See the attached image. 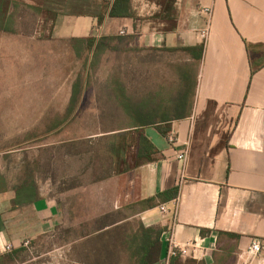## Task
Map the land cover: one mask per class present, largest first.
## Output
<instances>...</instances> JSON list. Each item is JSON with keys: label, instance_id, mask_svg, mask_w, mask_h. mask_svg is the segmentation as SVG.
Returning a JSON list of instances; mask_svg holds the SVG:
<instances>
[{"label": "crops", "instance_id": "obj_1", "mask_svg": "<svg viewBox=\"0 0 264 264\" xmlns=\"http://www.w3.org/2000/svg\"><path fill=\"white\" fill-rule=\"evenodd\" d=\"M161 1L132 0L133 18L107 17L102 26L92 17H62L53 37L34 46L39 47L37 53L51 54L53 46L62 44L77 56L73 40L92 37L128 38V52L204 45L189 116H171L170 122L159 124L171 129L177 143L147 128L146 136L163 158L131 170L116 168L107 145L120 141L122 133L135 132V120L113 119L110 125L117 128L109 133L100 129L107 125L100 121L95 134L56 140L75 118L63 121L59 132L49 134L46 129L14 145L36 143L35 150L1 149L0 264H163L170 218L163 217L160 206L174 211L176 199L173 234L178 243L199 246L183 264H249L247 252L254 239L262 241V260L257 263L264 264V0H175L173 32H165L167 23L157 19L164 11ZM204 8L213 10L212 17L202 13ZM208 26L205 41L201 32ZM18 30L0 35H19ZM169 55L175 56L177 67L195 62L181 52ZM80 78L84 83L75 89ZM171 78L174 88L178 72ZM87 80L79 76L73 83L63 115L74 93L80 95V112L89 95L120 94L107 86L92 91ZM127 94L126 109L135 110L141 97L129 88ZM100 100L97 109L99 104L115 112L125 109L114 97ZM54 123L47 120L43 126ZM79 142L88 144L89 153H100V161L89 160L99 166H88L86 154L73 153ZM186 149L189 158L183 166L178 154ZM77 161L79 166L73 167ZM176 187V199L159 197ZM45 239H58L59 246ZM25 242L31 243L29 249Z\"/></svg>", "mask_w": 264, "mask_h": 264}, {"label": "rangeland", "instance_id": "obj_2", "mask_svg": "<svg viewBox=\"0 0 264 264\" xmlns=\"http://www.w3.org/2000/svg\"><path fill=\"white\" fill-rule=\"evenodd\" d=\"M17 1L20 3L16 9L20 36L0 35V150L7 147L18 150L29 147L35 150L36 143L30 142L18 147L14 145L26 136L42 135L47 129L43 126L47 120L63 115L69 90L79 76L88 79L92 91L100 92L108 86L112 77L119 78L126 89L135 91L137 97L141 98L147 92H168L173 88L171 77L175 76L177 60L169 54L136 53L134 50L126 52V44L120 47L116 45L114 51L105 53L92 63L87 60L86 55L78 58L69 54L62 44L53 46L55 53H37L39 47L34 46L37 44L35 42L42 44L53 37L52 22H47L30 8L40 0ZM106 97L105 94L89 95L83 103L85 109L66 132L62 131L60 136H56V140L66 139L70 134L72 138H79L97 133L99 128L96 125L103 121V114L104 122L109 125L113 119L122 118L121 111L105 110L108 105L99 104L100 109L96 108V99L100 98L102 101ZM100 129L106 132L105 129ZM90 151L94 155L89 153L87 146L82 145L75 148L73 153L82 152L86 154L84 160L88 159V166H99V162L92 164L89 160L95 158V161H100L102 158L97 157L100 153ZM77 166L78 161L73 163V167ZM56 177L62 179V176ZM45 242L59 246L58 239H45ZM35 255L36 252L32 256ZM261 260L262 258L255 262L249 260V263L256 264Z\"/></svg>", "mask_w": 264, "mask_h": 264}, {"label": "trees", "instance_id": "obj_3", "mask_svg": "<svg viewBox=\"0 0 264 264\" xmlns=\"http://www.w3.org/2000/svg\"><path fill=\"white\" fill-rule=\"evenodd\" d=\"M131 2L132 0H40L38 4L30 8L43 16L47 22H52L53 32L55 25L62 17H92L97 19L99 26L104 24L107 17L133 18ZM174 2L175 0L161 1L164 11L160 15H157V19L167 23V27L164 30L165 32H173L175 30V25L173 23ZM19 6L20 3L17 0H0V33L16 34L18 31L16 9ZM127 40L128 38L125 37H105L101 39L92 37L73 40L72 43L77 57L83 58L86 55L87 60H90V63H92L94 59L101 58L100 56L105 53L114 51L116 45L120 47L122 44H127ZM204 50V45L193 48L153 50V53L167 52L169 54H174L181 52L185 55H191L195 62L184 64L182 67L178 66L176 68L178 72V85L171 88L168 92L164 90H162V92H150L145 102L143 98L140 99V105L136 106L135 110L128 111V109H126L129 100L127 89L124 87V84L120 82L119 78L114 79V77H112V81L109 82L107 87L117 88L120 94L107 96L108 99L111 100L112 97L119 99L125 108L121 111L122 118L128 119V117H130L138 124V126L134 128L136 129L135 132L130 131L122 133L120 135V141L109 142L107 145V155L112 159L116 168L123 167L125 170H131L142 165L154 163L163 158L162 152L146 136L145 129L150 127L156 128L161 135L168 139L171 129L169 127L159 126V124L170 122L171 116L176 117V119H185L189 116L197 88V64L202 60ZM134 52L143 53L145 50L137 49L134 50ZM86 82L89 86L88 80ZM83 83L84 80L82 78L78 79L75 84V89L82 86ZM79 98V94H73L71 105L65 114L55 117V123L47 127L49 134L59 132L63 127V121L73 120L79 115L80 111L76 110ZM167 101H171L175 103V105H163ZM144 103H146V105H144ZM105 110L111 109L107 108ZM101 117V120L104 122V114ZM101 128L106 130L105 133H109L114 131L117 127L104 124ZM119 128L127 129L126 127ZM129 135H131L130 139H128ZM76 145L77 147L82 145L88 146L86 142H79ZM179 194L180 188L176 187L159 194V197L169 202L176 199ZM160 255L161 253L153 260L154 263L155 261H159ZM149 264H151V262ZM171 264H183V260L180 258H173ZM185 264H197V262L188 260Z\"/></svg>", "mask_w": 264, "mask_h": 264}, {"label": "built area", "instance_id": "obj_4", "mask_svg": "<svg viewBox=\"0 0 264 264\" xmlns=\"http://www.w3.org/2000/svg\"><path fill=\"white\" fill-rule=\"evenodd\" d=\"M202 13L204 15H207L210 18L213 15V10L211 8H204L202 10ZM209 29L210 28L208 26L205 30H203L201 32V37L205 41L209 37ZM169 142L171 144L177 143V139L174 137L173 134H170ZM188 158H189V150L188 149H186L185 151L178 154V161L180 163H182L183 166L187 165ZM178 204H179V199H176L174 211H171L167 207V205L160 206V212L163 215V217L167 220L170 218L169 223L167 224V227H166L167 235H168L167 253H166L165 258L163 259V264H171V260L173 258H180L182 260L188 259L191 257L193 250L199 249L198 244L196 242H193V241H188L186 243H178L174 234H173V232H174L173 228L175 226V220H176L175 218H176V214H177ZM24 246L29 249L31 247V243L25 242ZM6 250H7V252H11L12 247L8 246ZM247 255H248V257L252 258V259H250V258L249 259L252 260L253 262H255V260H257L258 258H262V255H263L262 241L259 239H254L251 242V245L248 249ZM249 264H251V262ZM252 264H255V263H252Z\"/></svg>", "mask_w": 264, "mask_h": 264}]
</instances>
